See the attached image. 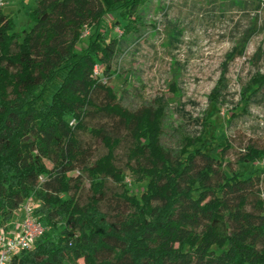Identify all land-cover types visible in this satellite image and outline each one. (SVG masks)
<instances>
[{
	"label": "trees",
	"instance_id": "1",
	"mask_svg": "<svg viewBox=\"0 0 264 264\" xmlns=\"http://www.w3.org/2000/svg\"><path fill=\"white\" fill-rule=\"evenodd\" d=\"M143 3L35 0L31 25L19 31L14 13L0 9V225L16 216L17 227L30 198L43 228L8 264H264V199L247 209L259 178L221 171L200 137H184L177 149L165 147L160 139L167 104L155 99L127 109L103 82ZM113 12L106 26L117 25L122 33L106 40L102 24ZM262 86L264 74L251 79L243 103ZM98 92L105 103L94 101ZM93 113L126 131L127 168L137 180H147L143 191L123 185V170L115 163L121 138L104 126L87 127L85 118ZM78 131H88L105 147L92 163ZM262 156L264 150L248 145L237 161L253 164ZM76 164L89 179L85 203L70 193L81 184L71 174ZM107 179L121 186L127 206L115 220L101 208Z\"/></svg>",
	"mask_w": 264,
	"mask_h": 264
},
{
	"label": "rangeland",
	"instance_id": "2",
	"mask_svg": "<svg viewBox=\"0 0 264 264\" xmlns=\"http://www.w3.org/2000/svg\"><path fill=\"white\" fill-rule=\"evenodd\" d=\"M34 2L0 0V9L14 13V30L19 31L31 25L28 13ZM114 14L107 15L102 24L106 40L122 33L117 25L106 26ZM139 16L134 31L120 42L112 74L103 82L114 92L115 102L127 109L150 105L155 99L167 104L160 139L165 147L177 149L184 137H200L209 144L207 151L217 158L221 171L259 178L253 187L254 197H249L250 209L256 198L264 199V156L253 164H241L237 159L248 145L264 150V86L246 104L241 94L251 79L264 74V0H144ZM249 33L243 45L241 40ZM217 86L220 92L212 101ZM94 101L103 104L107 98L98 92ZM85 123L93 128L104 126L121 138L115 163L123 170V185L133 193L143 191L147 180H137L127 168L130 138L126 131L103 114L93 113ZM77 137L89 154L88 163L105 153L100 140L88 131H78ZM44 162L52 167L49 160ZM71 174L79 176L81 184L70 193L85 203L90 195L87 174L81 164H76ZM121 190L120 185L106 180L101 208L110 220L127 211L119 197ZM32 204L35 208L34 200ZM19 218L7 219L0 229L11 234Z\"/></svg>",
	"mask_w": 264,
	"mask_h": 264
},
{
	"label": "built area",
	"instance_id": "3",
	"mask_svg": "<svg viewBox=\"0 0 264 264\" xmlns=\"http://www.w3.org/2000/svg\"><path fill=\"white\" fill-rule=\"evenodd\" d=\"M88 29L82 36L88 34ZM98 73L97 65L94 66V74ZM73 121L70 122L72 124ZM264 166V157L261 158ZM43 228L33 214V204L28 198L23 205V218L14 232L7 235L0 229V264H8L11 257L22 250L31 247L33 241L42 234Z\"/></svg>",
	"mask_w": 264,
	"mask_h": 264
}]
</instances>
